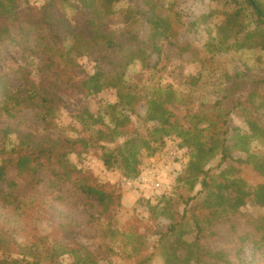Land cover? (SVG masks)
Returning a JSON list of instances; mask_svg holds the SVG:
<instances>
[{"label":"trees","instance_id":"trees-1","mask_svg":"<svg viewBox=\"0 0 264 264\" xmlns=\"http://www.w3.org/2000/svg\"><path fill=\"white\" fill-rule=\"evenodd\" d=\"M77 1L87 13L84 27L70 26L57 18L51 3L36 10L31 18L22 16L19 21L15 13L18 0H0V47L16 43L32 53L28 45L32 32L43 43L36 53L49 75L61 79L73 73L84 97L110 89L116 92V101L103 106L102 114H93L87 108L78 112L75 118L81 130L76 137L66 136L61 129L53 137L48 130L56 126L47 120L45 110L41 124L30 126L31 132L19 135L16 144L0 149V191L15 199L42 192L50 196L65 210L56 213V219L64 223L58 225L72 234L79 219L89 217L78 214V205L92 199L96 213L109 222L120 206L119 197L108 190L110 186L94 185L89 171L81 169L72 158L94 151L107 171L117 170L123 177L134 179L139 175L142 151L153 153L166 138H177L189 156L177 182L186 184L188 192L175 196L170 193L154 204H146L150 215L163 216L170 223L164 231L154 230L157 240L153 252L135 264H150L156 254L164 264H264V216L244 212L246 206L264 208V182L258 181L264 179V155L250 151L253 136L264 137V128L254 117L264 110V65L257 62L258 67L251 72L243 62H234L242 63V68L229 70L224 64L231 62L222 57L245 50L264 52V0H210L209 12L189 23L178 12H160L156 0H126L129 4L119 30L112 29L108 21L115 15L114 6L122 0ZM216 15L223 16L222 23L205 27ZM10 24L21 26L26 46L23 40L13 37ZM201 27L207 35L202 51L208 54L202 63L209 64L212 71L219 70L224 80L225 88L214 103L202 105L197 112L182 111L170 84L148 92L126 81L130 66L139 62L151 68L152 56L160 59L165 47H175L181 54L188 50V45L173 41L181 31ZM92 53L99 55L93 74L76 78V59ZM27 85L20 109L32 112L36 96L41 101L37 105L48 103L44 92L32 88L33 83ZM239 92L245 93L243 100L237 98ZM141 104L146 112L135 127L132 119H139L137 108ZM243 111L246 132L229 125L230 116ZM38 128L42 129L39 136ZM234 154L244 157L236 158ZM222 225L227 226L228 235L219 231ZM204 240L221 242L224 248L210 249L202 244ZM6 243L7 238L0 234V251ZM246 243L250 245L249 258L244 255ZM63 249L77 253V248ZM76 263L94 261L84 256Z\"/></svg>","mask_w":264,"mask_h":264},{"label":"rangeland","instance_id":"rangeland-1","mask_svg":"<svg viewBox=\"0 0 264 264\" xmlns=\"http://www.w3.org/2000/svg\"><path fill=\"white\" fill-rule=\"evenodd\" d=\"M156 1L160 12H178L185 23L211 9L210 0ZM46 3H51L55 16L70 26H85L87 13L77 0H18L15 11L17 20L20 21L22 16L31 18ZM128 4V1L122 0L114 6L115 15L108 21L112 29L121 28L120 21ZM223 20L221 15L213 16L206 22L205 27L213 28ZM11 25L9 27L13 37L23 40L26 46V39L20 35L21 26ZM36 36L31 32L29 37L28 45L32 53L16 43L0 47V149L5 145L9 147L16 144L19 135L31 132L30 126L41 124L40 116L44 115L45 110H48L47 120L52 122V126H56L48 130L53 137L59 134L60 129L66 136L76 137V132L81 130L75 118L78 112L87 108L93 114H102L103 106L116 101V92L110 89L84 97L78 91L73 73L61 79L49 75L36 53L43 46ZM206 40L207 35L202 27L181 31L173 42L177 45H188V50L181 54L175 47L167 46L160 59L152 56L151 68L139 62L130 66L126 72V81L137 84L148 92L170 84L178 95L180 110L199 111L202 105L214 103L225 88L220 71H212L209 64L202 63L206 62L204 59L208 56L202 51ZM222 57L231 62L224 64L229 70H233L235 66L236 69L242 68V63L234 62H243L251 72L258 67L257 62H263L264 65V52L245 50ZM98 58L96 53L77 58L74 69L76 78L92 75ZM155 62L158 63L153 66ZM168 66L171 67L167 68ZM28 82L33 83L35 87L32 88L41 90L45 98L49 99L46 105H37L40 99L36 96V107L32 112L20 109L23 106L20 100L29 89ZM262 92L264 94V87ZM236 96L243 100L245 93L239 92ZM145 112L146 106L141 104L137 108L139 119H132L135 127L140 125V119ZM254 117L264 128V110H259ZM104 120L108 121L107 118ZM229 125L235 130L246 132L248 127L245 111L232 114ZM38 129L37 136L42 134V129ZM250 151L264 155L262 134L253 136ZM140 157L139 175L134 179L123 177L117 170L107 171L94 151L81 158H72L81 169L89 171L94 185L101 188L102 185L107 188L110 186L108 190L113 191L120 200L112 222L104 216L99 217L92 199L87 204L78 205V214L89 217L79 219L80 224L72 234L58 225L64 223L56 219V213H64L65 210L53 202L50 196L42 192L15 199L0 191V234L7 238L5 247L0 251V264H77V259H83L84 256L94 261L89 264H135L138 259L148 256L153 252V245L157 240L153 235L154 230L164 231L170 221L163 216L150 215L146 204H154L158 198L170 193L175 196L188 192L187 185L178 183L177 179L184 174L189 156L188 150L181 147L180 140L171 137L166 138L164 144L153 153L142 151ZM234 157L242 158L244 155L234 154ZM258 181L264 182V179ZM194 203L196 202L191 204ZM195 211L207 214L204 210ZM244 212L253 217L264 216V208L261 207L246 206ZM219 231L228 235L226 225H222ZM202 244L210 249L224 248L221 242L204 240ZM249 247L246 243L244 255L248 258ZM63 248H77V253H68ZM150 264H164V261L156 254Z\"/></svg>","mask_w":264,"mask_h":264}]
</instances>
